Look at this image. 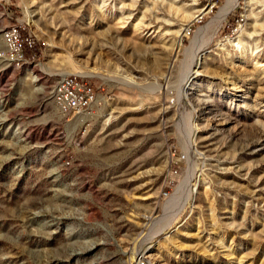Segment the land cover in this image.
<instances>
[{
    "label": "rangeland",
    "instance_id": "1",
    "mask_svg": "<svg viewBox=\"0 0 264 264\" xmlns=\"http://www.w3.org/2000/svg\"><path fill=\"white\" fill-rule=\"evenodd\" d=\"M225 1L192 22L202 1L0 0V264H141L150 247L143 264H264V0H239L184 83ZM17 24L35 41L19 69L1 39ZM64 74L95 90L88 111L54 106Z\"/></svg>",
    "mask_w": 264,
    "mask_h": 264
},
{
    "label": "built area",
    "instance_id": "2",
    "mask_svg": "<svg viewBox=\"0 0 264 264\" xmlns=\"http://www.w3.org/2000/svg\"><path fill=\"white\" fill-rule=\"evenodd\" d=\"M202 1L205 12L196 17L193 21L202 19L213 12L220 0H198ZM1 39L4 44V59L13 68L19 69L30 59L28 53L33 52L35 41L31 35L24 33L22 24L6 27L1 32ZM96 92L90 83L77 74H64L58 79L52 89V101L58 112L63 116L81 114L88 111L96 104Z\"/></svg>",
    "mask_w": 264,
    "mask_h": 264
},
{
    "label": "bare ground",
    "instance_id": "3",
    "mask_svg": "<svg viewBox=\"0 0 264 264\" xmlns=\"http://www.w3.org/2000/svg\"><path fill=\"white\" fill-rule=\"evenodd\" d=\"M238 4H239V0H226L224 5L219 9L216 16L211 21H209V23L206 26H204L202 29L200 28V30L195 35L193 41L191 42L190 47L187 48V52H188L187 56H188L189 60H188V62L185 63V72H184L185 78H186V80L184 82L185 84H187L189 81H190V83H192V81H193L192 78L197 74L196 70L201 67V62H202L204 54H205V48L212 43L213 39L216 36V33H217L219 27L221 25H223V22H225V19L227 18V16L238 6ZM171 9L174 10L176 13H179V11H180L179 10L180 7H177V6H174ZM204 12H205V9L199 11V15H202ZM196 17L193 18L192 22L196 19ZM207 29H210V30H208L209 32L212 30L211 35H209L208 40L206 39V41H207L206 44L204 46H202L201 36ZM82 75L88 76V77H94V78H96V77L103 78V76H101L100 74H96L93 72L92 73H86V74L82 73ZM179 93H180V96L184 97V96H186L187 92H186V90L181 89ZM192 134H193V131L191 132L189 137L186 138V144H187V149H188L189 153H191V151H192L191 150L192 149V144H191ZM191 155H192V153H191ZM194 194H195L194 189H189L184 201L183 200H177L178 199L177 198L175 201L174 207L171 209V214H169L170 215L169 218L170 217L173 218L175 216V214L179 212V210L181 209L183 204H185V203L190 204V202L192 201V199L194 197ZM179 195H180V193H179ZM171 221H172V219L170 218L168 225L161 226L157 230L156 234L160 235L161 233H163L171 225ZM151 249H152V247L148 248L144 253H141L140 257L138 258V261L141 262V264L147 262L145 255H146V253L148 254V252H150Z\"/></svg>",
    "mask_w": 264,
    "mask_h": 264
}]
</instances>
